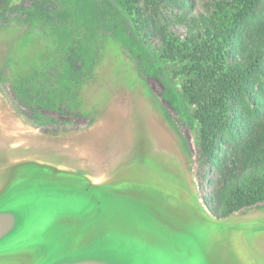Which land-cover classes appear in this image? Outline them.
Here are the masks:
<instances>
[{
  "label": "rangeland",
  "instance_id": "obj_1",
  "mask_svg": "<svg viewBox=\"0 0 264 264\" xmlns=\"http://www.w3.org/2000/svg\"><path fill=\"white\" fill-rule=\"evenodd\" d=\"M71 2L78 19L63 27ZM96 7L0 0V211L48 208L52 221L1 239L0 264H264V202L213 215L188 109L151 54L137 69Z\"/></svg>",
  "mask_w": 264,
  "mask_h": 264
},
{
  "label": "trees",
  "instance_id": "obj_2",
  "mask_svg": "<svg viewBox=\"0 0 264 264\" xmlns=\"http://www.w3.org/2000/svg\"><path fill=\"white\" fill-rule=\"evenodd\" d=\"M112 1L94 0L112 38L143 75L142 54H151L190 113L195 161L210 180L213 215L224 219L262 204L264 0H207L203 10L197 0ZM119 13L125 24L117 23ZM78 14L71 2L58 23L67 27L66 18ZM59 122L33 120L37 126Z\"/></svg>",
  "mask_w": 264,
  "mask_h": 264
},
{
  "label": "flooded vegetation",
  "instance_id": "obj_3",
  "mask_svg": "<svg viewBox=\"0 0 264 264\" xmlns=\"http://www.w3.org/2000/svg\"><path fill=\"white\" fill-rule=\"evenodd\" d=\"M11 166H13V165H11ZM14 167H9L8 169H6L7 168L6 167L5 171L7 172V171L13 169ZM83 176H88V174H85ZM42 212H44V213L40 212L37 214V213L31 212L30 214H28L27 218H20V219H18L16 213L10 212V214H12L14 219H15L14 230L19 229V231H21L23 229H28L30 231V233H29L30 238L33 237L38 232H41L52 222L50 217H49L48 208H47V211L44 209V210H42ZM45 214H47L48 217L46 220H43ZM114 264H119V263H118V261H115Z\"/></svg>",
  "mask_w": 264,
  "mask_h": 264
},
{
  "label": "water",
  "instance_id": "obj_4",
  "mask_svg": "<svg viewBox=\"0 0 264 264\" xmlns=\"http://www.w3.org/2000/svg\"><path fill=\"white\" fill-rule=\"evenodd\" d=\"M15 228V219L12 214L0 211V240L9 235ZM66 264H102L96 261H79Z\"/></svg>",
  "mask_w": 264,
  "mask_h": 264
}]
</instances>
